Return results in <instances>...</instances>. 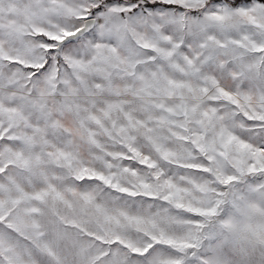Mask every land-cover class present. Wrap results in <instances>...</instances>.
<instances>
[{"label": "snow or ice", "instance_id": "1", "mask_svg": "<svg viewBox=\"0 0 264 264\" xmlns=\"http://www.w3.org/2000/svg\"><path fill=\"white\" fill-rule=\"evenodd\" d=\"M0 264H264V0H0Z\"/></svg>", "mask_w": 264, "mask_h": 264}]
</instances>
